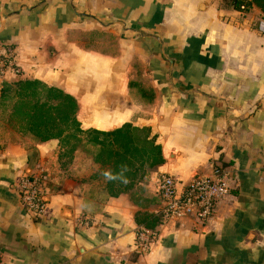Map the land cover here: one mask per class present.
<instances>
[{
	"label": "crops",
	"instance_id": "crops-1",
	"mask_svg": "<svg viewBox=\"0 0 264 264\" xmlns=\"http://www.w3.org/2000/svg\"><path fill=\"white\" fill-rule=\"evenodd\" d=\"M262 16L228 0H0V54L13 47L19 69L0 71V92L22 80L60 89L82 129L148 128L164 160L101 203L80 152L62 168L58 141L34 140L0 106V264H264ZM213 166L231 190L211 226L160 220L139 253L135 217H158L157 176L181 191ZM37 168L48 210L34 219L13 184Z\"/></svg>",
	"mask_w": 264,
	"mask_h": 264
},
{
	"label": "trees",
	"instance_id": "trees-1",
	"mask_svg": "<svg viewBox=\"0 0 264 264\" xmlns=\"http://www.w3.org/2000/svg\"><path fill=\"white\" fill-rule=\"evenodd\" d=\"M228 2L238 11L256 7L264 14V0ZM7 105L11 121L21 132L38 142L58 141L62 168L80 152L83 161L89 163L85 174L93 181L87 195L101 203L128 193L163 164L161 148L148 128L127 123L110 131L84 130L76 117V100L40 81L22 80L3 88L0 106ZM135 222L154 230L160 217L144 213L137 215Z\"/></svg>",
	"mask_w": 264,
	"mask_h": 264
},
{
	"label": "built area",
	"instance_id": "built-area-1",
	"mask_svg": "<svg viewBox=\"0 0 264 264\" xmlns=\"http://www.w3.org/2000/svg\"><path fill=\"white\" fill-rule=\"evenodd\" d=\"M262 22L264 23V14ZM14 58L15 49L11 46L5 47L4 53L0 54V71L8 70L19 74ZM46 181V172L37 168L13 184L20 208L34 219L47 214L48 200L44 190ZM230 182L229 173L220 166H213L210 176L193 180L181 191L177 188L178 180L173 176H157V190L162 203L158 214L161 222L190 220L196 227L207 229L215 218L218 205L230 194ZM84 223L86 222L83 221ZM155 235L152 230H139L136 235L137 251L146 252Z\"/></svg>",
	"mask_w": 264,
	"mask_h": 264
},
{
	"label": "rangeland",
	"instance_id": "rangeland-1",
	"mask_svg": "<svg viewBox=\"0 0 264 264\" xmlns=\"http://www.w3.org/2000/svg\"><path fill=\"white\" fill-rule=\"evenodd\" d=\"M3 110H5V112L6 113H8L9 111H10V106L9 105H7V107L6 108H4ZM8 111V112H7Z\"/></svg>",
	"mask_w": 264,
	"mask_h": 264
}]
</instances>
